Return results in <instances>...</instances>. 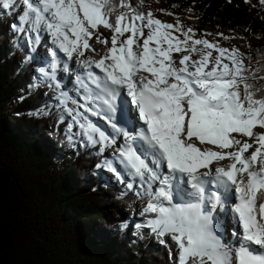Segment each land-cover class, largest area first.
<instances>
[{
    "label": "trees",
    "instance_id": "obj_1",
    "mask_svg": "<svg viewBox=\"0 0 264 264\" xmlns=\"http://www.w3.org/2000/svg\"><path fill=\"white\" fill-rule=\"evenodd\" d=\"M123 1L157 3L197 36L249 39L245 75L254 111L264 113V0ZM105 5L122 10L118 0ZM11 22L0 7V264H180L177 231L123 226L137 194L103 176L96 147L67 135L66 110L47 82L36 81ZM200 263L193 254L185 264Z\"/></svg>",
    "mask_w": 264,
    "mask_h": 264
},
{
    "label": "rangeland",
    "instance_id": "obj_2",
    "mask_svg": "<svg viewBox=\"0 0 264 264\" xmlns=\"http://www.w3.org/2000/svg\"><path fill=\"white\" fill-rule=\"evenodd\" d=\"M3 1V7H5L6 9H10L11 11L13 10V8H15V6L18 4L17 0H2ZM108 0H106L107 2ZM88 2V1H87ZM37 3H39V7L43 8L45 5H47L46 7H48V0H38ZM59 3V1H58ZM118 5L122 7V9L127 13H134V12H140V11H151V16L153 17L152 19H150L149 21H140L139 26L135 27L134 30L133 28H130V33L131 34H135L136 36H134V40H136V42L139 43V45L134 44V45H130V47H126L122 44H118L116 45L114 48L108 50V48H111V46L106 45V39H108V37H115L113 34V31H110L109 28L101 26V24L104 22V19L101 16V11H100V6L96 8V10H93L90 14H88L89 11H91L92 7L91 6H85L86 7V12H79L80 17H81V23L84 27L89 29V32H91L93 34V31L99 32L98 34L100 35L102 33V35L99 37V39H97L95 37L94 38H90V36L88 37V40L91 42H85V41H79L78 42V34H74L72 35L71 32L67 29L65 30V32H63V30H60L56 27H51L52 32L48 35L47 40L43 37L42 38V43L43 42H48L50 39L51 41H58V42H71L75 47L71 48V44H70V51H65L63 53V58L64 57H69L70 60H72L73 58L76 59H80L78 62H76V64H83L88 62L86 59V53H88V55L92 58H95V61L101 62V60H99L102 55L101 51H98L97 49H102L104 52V57H107L109 55V52H120L122 51V49H124L125 54L129 55L131 58L134 59V69L137 70L138 66H142L141 68H143V66L145 65V63L147 62H152L153 65L155 67L158 66V64L155 61V57H154V53L152 51L151 54L148 53L149 50H144L142 49V45L144 44L142 42V38H146L148 35H159L157 32H155V27L157 26V24L159 23L160 25V30L163 31L167 38H168V46L172 49L174 48V54H177L175 56L177 63L176 62H171V65L173 66V68H181L183 66H187L184 62L182 64V61L187 59L194 62H197V60L201 61V59L196 58L199 54H204L206 56L207 52L213 50L214 52V57H215V61L220 60L222 62V60L224 59V57H220L218 55V50H217V46H216V41H214V39L210 36L208 38V41L211 42V47H215V49L209 47L207 48L205 45L203 46V51H199L197 53H194L192 50H181V53L175 49L176 46H178V44L175 42V37L177 35L178 30L176 31H172V29L174 28L173 23H177L178 17L176 15H173L169 12H162L160 10L159 7H161V5L155 4L154 2H149L144 5V9L141 8V6L139 4L134 5L132 2L130 1H123V0H118ZM35 6H36V2H34L33 0H27L25 2V4L19 8H17L21 13H24V18L20 21H17V23L19 25H21V27H24V23L26 21H28L29 19V23L26 26V28L29 30V34L26 35V38H28V43L32 42V47H31V54L34 51V48L36 47L38 40H39V30L41 29V23L42 20V15H36L34 14L35 10ZM57 6V5H56ZM58 7V6H57ZM135 7V8H134ZM61 4L59 3V9L58 12L61 10ZM102 8L105 11H109V9L106 7L105 3L101 5V10ZM33 12V15H31V13ZM51 14V17H54L55 15L53 14L52 10L51 12H48V15ZM56 14V12H55ZM46 15V14H45ZM46 15V16H48ZM188 16V14H186V17ZM102 20V21H101ZM65 21V19H64ZM184 21L188 22V19H184ZM51 23L50 20H46V24ZM43 26V23H42ZM67 23L65 25V27H67ZM127 26H122L119 28V30L115 31H122L125 30ZM177 27V26H175ZM47 28V27H46ZM44 28V29H46ZM137 30V31H135ZM48 31V29H47ZM50 31V30H49ZM48 31V32H49ZM47 32V33H48ZM83 33V32H82ZM118 34V33H117ZM70 37V38H69ZM163 39H165L163 37ZM218 40H221L222 38L219 36H217ZM110 41V39H109ZM165 41V40H164ZM249 41V39H245V38H236L235 42H233L232 44L229 43H225L227 44V47L229 48V50H233L237 53L238 57L241 59V62L246 63L247 62V58L245 56V53H249L252 54V50L249 49L247 42ZM65 47V46H64ZM97 48V49H96ZM135 48V49H134ZM207 48V49H206ZM42 49V44H39V51L41 52ZM100 54V56L95 57L93 55H98L97 52ZM151 50V49H150ZM73 54H72V52ZM89 51V52H88ZM42 53H44V51H42ZM78 53V54H77ZM212 53V51H211ZM46 54L49 55L48 51H45V57ZM200 56V55H199ZM216 56H219L218 58ZM145 57V59H143ZM186 61V60H185ZM73 62V60L71 61ZM181 64L183 66H181ZM80 67V66H79ZM81 68V67H80ZM146 68V67H145ZM144 68V69H145ZM186 68V67H184ZM142 73V72H141ZM42 74L45 75V71L42 70ZM65 76V75H64ZM140 78V77H139ZM144 79V84L147 82V78H144V76H142V80ZM69 80V84H72L73 81L71 79V75H70V79ZM78 101L77 102H81L80 97H77ZM62 101L65 102L66 98H62ZM74 114H76V111L78 108H74ZM80 118H82V116H79ZM229 117H226L224 115H220L218 114L217 116H215L214 118V122H213V127H216V125H221V126H232L231 125V121H228ZM79 123L80 125L75 126V124ZM85 124H87L86 121H82L80 122L78 120V117L75 118V121L70 125L69 129L70 132L72 134H74V136H77L78 138H80L81 140H83L85 143L88 142H92L94 144H97L98 142L101 143L102 145V149H107V154H111L113 160L115 161V163L112 162H108L106 163L108 170L113 172L114 168H116V166H118L117 163H119V167L122 168V166H126L127 162L125 160H123L121 157H119L116 153V141H111L110 143H105L103 141L105 140H101L100 138H96L94 137V135L91 132H87V127H84ZM243 125V123H241ZM255 128L252 124V122H249V127ZM233 135L235 137V142H239V144L235 147H231L229 151H227L226 153L229 154H233V156L236 154V152L239 149H243V153L246 157V152L247 150L245 148H247L248 146L252 145V148L255 150H258L259 148H261V146L264 143V131H261L262 133V138L260 139H253L249 136L248 133H250L248 131L247 128L245 127H241L240 125L238 126H233ZM130 134V133H129ZM128 137V135H123V140L124 138ZM223 139L222 137H217L215 138V140H220ZM122 141V140H120ZM117 141V142H120ZM247 143L248 145H246L245 147H239L242 146V144ZM193 144V143H192ZM210 145V144H209ZM190 146V145H189ZM249 152L252 151V149L250 148L248 150ZM248 155V154H247ZM246 160H241L239 157L236 158H226V159H222L220 160L218 163H214L213 166L215 167L216 170L222 168H226V167H230L229 164L231 162H233L234 164H236L235 166L232 167H236L238 169V167H240L239 173L241 172V174H243V177L246 182H248V176L251 172L253 171H257L259 169L262 168L264 169L263 165H264V149L261 153V161L258 164V168L255 166V164H257V156H253L251 158L246 157ZM214 160H212L213 162ZM225 161V162H224ZM236 161V162H235ZM211 162V163H212ZM250 162L253 166L251 167V170L248 166V164ZM68 165V164H66ZM253 167V168H252ZM260 167V168H259ZM227 170V169H226ZM251 171V172H250ZM122 173V178H127L130 176H126L124 177V175H126V172H121ZM157 172H153L152 174H150V176H145L144 173H140L137 172L134 174V177L136 179H139V190L142 193V197L143 199L139 202L137 209L134 211H128V214L130 215L131 218L134 219V221L136 223H140V224H150V225H154V227H158L162 230H167L169 229V231H180L182 233V235H185V243L182 246V249L179 251V253L183 256V259L186 258L187 255H193L194 253L197 254L200 259H203L205 262H203V264H231L233 261V256H232V252L230 250L229 247L231 244L233 245V241H225V239H222L220 242L218 241V239L216 238V236L221 237V234L216 231L213 227H212V240H209V235L204 233V235H206L205 237L208 239H204L202 236L196 234L195 232V228L198 231V233H202L203 234V228L201 227L200 224L201 221L199 222L200 224L193 225V224H186L183 223L181 221V219L176 216L175 214H172L173 216H163V215H158L157 212L155 211V214L152 215V206H154L153 204H155L156 202V197L154 195L151 194V184L152 181L154 180V177L156 176ZM111 173L106 174V176H110ZM119 183H121L120 179L118 181ZM242 182V180H241ZM161 184H167V182L161 181ZM158 186V185H156ZM159 186H163L164 188L166 187L165 185H159ZM240 183L237 182L236 187H239ZM183 187H185V184L183 182ZM163 188V189H164ZM234 193L235 192V186L234 188H231ZM238 189V188H237ZM163 194V192H161ZM239 198V197H238ZM188 206H191L190 204H187ZM228 210V209H227ZM233 210V209H232ZM230 211V210H229ZM232 212V211H231ZM235 213V212H234ZM178 215V214H177ZM233 216V214H232ZM168 217H170L168 219ZM208 217V215H207ZM233 218V217H232ZM209 220H207L208 222ZM218 221V219H217ZM206 222V220H205ZM238 224V223H237ZM194 226V229H193ZM226 227L225 224H223V230H222V234L226 235L224 228ZM98 232L101 239H106L107 237V233L104 232L103 230H101L100 228H97L96 230ZM230 232V231H229ZM230 234V233H229ZM104 235V236H102ZM231 235V234H230ZM222 238V237H221ZM240 241V238H239ZM232 249H234V247H236L235 245L231 246ZM223 262H222V261Z\"/></svg>",
    "mask_w": 264,
    "mask_h": 264
},
{
    "label": "bare ground",
    "instance_id": "obj_3",
    "mask_svg": "<svg viewBox=\"0 0 264 264\" xmlns=\"http://www.w3.org/2000/svg\"><path fill=\"white\" fill-rule=\"evenodd\" d=\"M51 3H53L52 1H51ZM47 6V5H46ZM41 10V9H40ZM42 13H45L46 15H48V12H51L50 11V9H47L46 7H44L43 8V10L41 11ZM49 16H51V14H49L48 15V17ZM57 18H60V20H57V21H55V24L58 22V21H61V22H64L63 21V17H62V15H60V13H57ZM47 29L48 28H46V29H44L45 30V33H43V32H40L39 34H40V40L38 41V43H37V46H36V53H41L42 54V52H40L39 51V44L41 43L42 45L44 44V43H46V41L45 42H43L42 43V38L44 37L46 40H47V36H46V33L49 31V30H51V29H48V31H47ZM66 45H67V47H69L70 48V42H66ZM97 49V48H96ZM98 50V49H97ZM99 51V50H98ZM44 54H45V52H44ZM126 56V55H125ZM127 58H130L129 56H126ZM62 57H59L58 58V60L57 61H59V59H61ZM98 58H100L99 60H102V58L101 57H98ZM86 59H87V61L88 62H86V63H84V65L81 63V64H76V62L75 61H73V62H69V66H70V70L71 71H73V70H75V69H77V67H81L80 68V70L82 69V68H84L85 66L87 67H90L91 65H93L94 63H101V62H98V61H95V58H92V57H90L89 55H88V53H86ZM122 60H124V62L120 65V64H117L116 63V66H117V68L118 69H120L121 71H123V72H126L125 74L126 75H130V84L129 85H131L132 87H135V86H137V90L139 89V88H141L142 86H143V84H142V82H144V81H142L140 78L142 77V73H141V77L139 78V77H137V76H135V75H131L130 73H128V71H129V69H130V65H134L133 63V61H131V60H129V59H126V58H122ZM62 66V65H61ZM60 66V67H61ZM135 66V65H134ZM147 68V67H146ZM145 68V69H146ZM149 68H154L153 66H151V65H149L148 66V69ZM144 69V70H145ZM59 70L62 72V70H61V68H59ZM134 70V69H133ZM153 70V72H156L157 73V70L155 71L154 69H152ZM95 72H97V73H99V74H101L102 73V68H96L95 69ZM159 75H160V73H158ZM65 75V74H64ZM70 75H71V73L69 72L67 75H65V76H67L68 77V79H70ZM165 77V76H164ZM68 82H69V80H68ZM131 87V88H132ZM166 110L169 112V111H171V104L170 103H168L167 104V108H166ZM174 112H176V114L174 113V115L172 116V117H178L179 118V110L174 106ZM169 114V113H168ZM170 118V117H169ZM125 119H128V117L127 116H123L122 117V120L124 121ZM167 124H168V126L173 130V134L172 135H169L168 137H167V140H166V142H165V144L166 145H164V148H165V150H166V152H168L169 150H168V148H167V146H169V145H172V146H174L175 148H179L180 150H181V152H182V146H181V142L179 143L177 140H176V134H175V129L173 128V125L171 124V122L168 120L167 121ZM184 122H183V126H184ZM121 140V139H120ZM129 140H131V137L129 138ZM128 140V141H129ZM148 143L151 145V142L148 140ZM129 144H128V146L126 145H123L122 146V149H121V151H123V155L124 156H128L129 154H128V152H129ZM142 154H144L145 155V159L146 158H148L149 156H150V154H151V156H153V151L151 152V153H149V152H147L146 150H144V151H142ZM166 155V158L164 157V155L163 154H161V153H154V156H155V158L157 159V160H159V162H160V169H159V172L162 170V168H163V166L165 165V163L169 166V170H168V172H170V175H171V177L173 176V178H172V180H173V183H172V185H173V195L174 196H177V197H181V194L182 193H184L185 191L187 192V198H189V197H193V198H195V199H197V200H201L202 202H204L205 204H207V196H201V197H196V196H194L192 193H191V191H190V189H189V186L187 185V181H186V187H183V182H184V184H185V173H186V170L187 169H189V166H186L185 164H184V160H183V158L182 159H180V157L179 158H172V156L171 155H169V154H165ZM196 157H197V155H196V152H193L192 153V155L190 156V157H187L188 158V164L191 162V160L193 159H196ZM141 159L139 158V159H137L135 162H134V166L136 167V169H139V171L141 172L143 169H142V167L143 166H141ZM149 162H150V160H149ZM253 168V167H252ZM197 169V168H196ZM257 173L258 172V170L257 171H253V172H251L250 174H249V176H248V181H249V183H250V185L253 187V188H258V189H261V186H263V184H262V182L260 181V179H258V178H254L253 177V174L254 173ZM263 173H264V170H263ZM227 177L230 179V181H233L234 179H235V177L237 176V182L239 183V181H241L242 180V182H241V184H240V186L239 187H237L238 189H237V191H235L236 193H234L233 191H231L232 189L231 188H234V186H232V184H229V190L227 191V193H226V197H227V199H229L230 201L231 200H235L236 202H238V203H241L242 201H246V197H245V194L246 193H248V188H247V182L245 181V180H243L244 179V177H243V174H241V172L239 173V170L236 168V167H231V170H230V172H228L227 174ZM179 178H182V182H178V179ZM200 178H203V177H201L200 176ZM199 180L200 179H197L196 180V182H199ZM192 183H193V187L194 186H196V184L194 183V181H193V177H192ZM237 184V183H236ZM253 196V204L255 203V199L256 200H258L259 199V197L258 196H254V195H252ZM239 197V198H238ZM244 201V202H245ZM215 208V210L216 211H218V207H214ZM185 210V209H188V207L187 208H184V207H181L180 208V210ZM210 212H207L206 213V215H208V217H206V221L207 220H214V218L212 217V216H215L216 217V220L218 219V221H216L217 222V224H215L214 226H213V228L216 230V231H218L220 234H221V237H222V239H225V241L227 242V241H233V245H235L236 247H234V249H232V247L231 246H233L232 244L230 245V246H227V247H229L230 248V250H231V252H232V256H233V261H232V263L231 264H257L258 262H260L259 260H257V258L255 257V254H253V252H257L258 251V249H256L255 248V246H254V243H252L251 242V244H249L248 245V247H243L242 245H239V238H238V236L236 235V236H233L231 233V229H233V230H235V231H241L242 230V227L240 226V224H239V215H238V213L232 208V207H230V211L229 210H227V212H225V213H223V214H218V213H215V214H213V209H211L210 207L209 208H207ZM233 209V210H232ZM167 210H168V212L170 213V214H176L178 211H176L175 209H173L172 207H167ZM179 210V211H180ZM232 211V212H231ZM245 211H246V214H248V211H249V208L248 207H245ZM235 212V213H234ZM200 214H202V212H201V209H200V212H199ZM232 214H233V216H232ZM164 216H167L166 214L164 215ZM233 217V218H232ZM201 220H199V222H200ZM238 223V224H237ZM223 224H225L226 225V227L224 228V231H225V233H226V235H223L221 232H222V230H223ZM245 227H247V225H245ZM262 229H264V225L262 226ZM230 231V232H229ZM231 235H230V234ZM202 234V233H201ZM247 234V233H246ZM204 235V234H203ZM204 236H206V235H204ZM253 239H256V240H258L257 238H253ZM235 250H236V252H235ZM262 251H263V254H261L260 255V257L262 256V255H264V250L262 249ZM222 261V260H221ZM223 262V261H222ZM262 264H264V262L262 263Z\"/></svg>",
    "mask_w": 264,
    "mask_h": 264
},
{
    "label": "clouds",
    "instance_id": "obj_4",
    "mask_svg": "<svg viewBox=\"0 0 264 264\" xmlns=\"http://www.w3.org/2000/svg\"><path fill=\"white\" fill-rule=\"evenodd\" d=\"M188 19V18H187ZM189 20V19H188ZM190 22H193V20H189ZM214 36L213 34H211V37Z\"/></svg>",
    "mask_w": 264,
    "mask_h": 264
}]
</instances>
